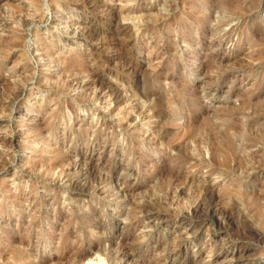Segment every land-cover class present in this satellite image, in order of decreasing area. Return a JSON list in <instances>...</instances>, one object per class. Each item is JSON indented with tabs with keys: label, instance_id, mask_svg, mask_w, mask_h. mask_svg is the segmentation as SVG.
Listing matches in <instances>:
<instances>
[{
	"label": "rangeland",
	"instance_id": "rangeland-1",
	"mask_svg": "<svg viewBox=\"0 0 264 264\" xmlns=\"http://www.w3.org/2000/svg\"><path fill=\"white\" fill-rule=\"evenodd\" d=\"M239 247L264 264V0H0V264Z\"/></svg>",
	"mask_w": 264,
	"mask_h": 264
},
{
	"label": "bare ground",
	"instance_id": "bare-ground-1",
	"mask_svg": "<svg viewBox=\"0 0 264 264\" xmlns=\"http://www.w3.org/2000/svg\"><path fill=\"white\" fill-rule=\"evenodd\" d=\"M198 3H200V2H198ZM211 4V3H210ZM227 4V3H226ZM235 4V3H234ZM231 6V5H230ZM106 8V7H105ZM205 9V8H204ZM214 9H216V8H214ZM204 11V10H203ZM213 15V14H212ZM214 18V17H213ZM130 62V61H129ZM130 64V63H129ZM128 64V65H129ZM130 66V65H129ZM132 66V65H131ZM130 68V67H129ZM135 69V68H134ZM133 70V69H132ZM128 71V70H127ZM134 71V70H133ZM256 100V99H255ZM247 102V101H246ZM212 136V135H211ZM229 141H231V142H233L234 141V139H232V138H228L227 136H225V139H224V141H220L219 142V144H217L216 145V147L215 148H213V151H214V153L212 154L213 155V158H214V154L215 153H218V152H220V153H222V152H224L225 151V149L227 148V145H228V143H229ZM224 154V153H223ZM226 160V158H224V161ZM239 166V165H238ZM167 172V171H166ZM75 182V181H74ZM77 184V183H76ZM240 187V186H239ZM81 189V188H80ZM258 197V196H257ZM198 205V204H197ZM227 212V211H226ZM185 220V219H184ZM187 221V220H186ZM184 223V222H183ZM103 224V223H102ZM105 224V223H104ZM203 224V223H202ZM188 225V224H187ZM105 226V225H104ZM195 226V225H194ZM192 226V228H196L195 230L197 231V230H199L200 229V227H197V226ZM103 229H104V227H103ZM100 231V230H99ZM191 231V230H190ZM201 231V230H200ZM192 232V231H191ZM195 232V231H194ZM200 234V233H199ZM193 237V236H192ZM194 238V237H193ZM200 237L199 236H197V238L195 239V240H198ZM24 240V239H23ZM200 240V239H199ZM22 241V240H21ZM199 242V241H198ZM198 242H197V244H198ZM21 243V242H20ZM200 244H201V242H199ZM211 244V243H210ZM212 247V246H211ZM6 249V248H5ZM216 251V250H215ZM219 251V250H218ZM217 251V252H218ZM245 249L244 248H237L236 250H233L232 251V253H231V256H232V258H233V261H234V264H244L243 263V256H244V253H245ZM79 256V255H78ZM4 257V256H3ZM99 257V256H98ZM96 259H97V257H95ZM245 258V257H244ZM4 259V258H3ZM43 259V258H42ZM41 259V260H42ZM61 259V258H60ZM101 259V258H100ZM94 260V259H93ZM98 260V259H97ZM8 261V260H7ZM184 261V260H183ZM182 261V262H183ZM89 262H91L90 260H89ZM95 262V261H94ZM189 262H195V259H190L189 260ZM198 262V261H197ZM48 264V263H47ZM180 264H181V262H180ZM194 264V263H193Z\"/></svg>",
	"mask_w": 264,
	"mask_h": 264
}]
</instances>
